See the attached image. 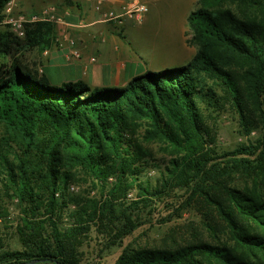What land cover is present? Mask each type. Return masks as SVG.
<instances>
[{
    "label": "trees",
    "instance_id": "trees-1",
    "mask_svg": "<svg viewBox=\"0 0 264 264\" xmlns=\"http://www.w3.org/2000/svg\"><path fill=\"white\" fill-rule=\"evenodd\" d=\"M10 1L0 0V23ZM187 26L196 48L187 64L94 88L28 62L54 47L50 22L26 24L23 38L0 31V264H81L91 227L115 246L176 190L187 195L182 208H210L227 239L125 249L114 264H264V0H198ZM227 107L246 142L219 153L204 111ZM146 143L172 155L157 186L141 179L160 170ZM79 174L99 200L67 191Z\"/></svg>",
    "mask_w": 264,
    "mask_h": 264
},
{
    "label": "rangeland",
    "instance_id": "rangeland-1",
    "mask_svg": "<svg viewBox=\"0 0 264 264\" xmlns=\"http://www.w3.org/2000/svg\"><path fill=\"white\" fill-rule=\"evenodd\" d=\"M72 1L75 3L73 6L79 7L85 3L83 0ZM133 1L136 0H123L124 7H127ZM138 1L143 2L144 0ZM146 1L144 4H146L148 11L140 21L128 18L134 21L135 24L136 30L131 37V48L136 59L141 63L142 69L140 70L156 72L165 68L187 64L196 52V48L188 44L190 31L187 26V17L191 11L198 7V0ZM16 4H19V6L21 4L20 7L23 10L20 8L15 11L14 6ZM64 6L65 0H13L10 11H3V19L37 14L47 7H54L62 16L61 9ZM124 13L125 9H122L121 12L115 14L124 15ZM125 18L127 17L124 15L123 21ZM6 29L9 30L8 26L1 23L0 31ZM37 54L32 52L26 56L30 60L32 57H36ZM48 74L52 75L55 81L65 80L59 72ZM87 83L91 88L105 86L100 80ZM204 115L205 124L214 138L219 153L231 151L236 146L246 142L245 137L241 134L235 115L228 107L219 113L204 111ZM256 137L257 133L251 135V139ZM145 145L150 148L153 157L158 160L160 170L156 168L147 170L141 179L149 182L151 186H157L160 172L164 170L165 164L171 159L172 155L160 143H146ZM80 175H78L76 182L67 187V191L72 195L99 200L101 198L99 188H94V185L86 177ZM236 182L238 186L247 185L243 179H237ZM71 188L74 189L71 190ZM174 193L176 194L165 197L160 202H155L150 208L142 210L141 219L144 224L115 246H106L110 242V238L101 227H91L90 233L80 249L82 252L81 264H114L125 249L177 247L199 240L213 243L227 239L224 224L215 217L210 208L192 204L182 208L181 205H183L187 195L182 190H176ZM128 195L126 201L137 199L136 190H132ZM176 195L178 196L176 197ZM15 204L16 200L9 203L10 216L14 220L18 215ZM61 223L65 227L71 224L70 214H64ZM205 223H209L214 228V236L204 226Z\"/></svg>",
    "mask_w": 264,
    "mask_h": 264
},
{
    "label": "crops",
    "instance_id": "crops-1",
    "mask_svg": "<svg viewBox=\"0 0 264 264\" xmlns=\"http://www.w3.org/2000/svg\"><path fill=\"white\" fill-rule=\"evenodd\" d=\"M83 1L85 3L80 7L64 6L61 14L66 24L53 25L55 38L66 33L76 40L81 59L67 63L64 60L65 46L58 48L54 45L47 53H38L28 62L35 63L39 73L44 72L51 79L52 75L48 73L59 72L64 81L82 80L90 83L100 80L105 86L126 85V79L142 69L131 48V37L136 30L134 21L125 18L121 25L103 21L104 13L121 12L123 0ZM20 6L16 4L14 10H19ZM90 59L95 61L90 63Z\"/></svg>",
    "mask_w": 264,
    "mask_h": 264
},
{
    "label": "built area",
    "instance_id": "built-area-1",
    "mask_svg": "<svg viewBox=\"0 0 264 264\" xmlns=\"http://www.w3.org/2000/svg\"><path fill=\"white\" fill-rule=\"evenodd\" d=\"M12 2L13 0H11L6 6V12L10 11ZM123 9H125L124 15L127 18L133 19L135 21H140L142 16L148 11L146 4L139 1H133ZM124 15L106 12L103 14V21L106 23L113 22L117 25H121L123 23ZM38 21H47L52 25L66 24L63 16H61L54 7H47L37 14H28V16L22 15L16 18H5L1 23L7 25L9 31L12 32L16 37L23 38L25 33V25ZM55 46L58 48L65 46L66 52L64 54V60L67 63H72L81 59V53L77 47L76 40L70 35L66 33L56 35ZM44 53H47V51ZM94 61V59H90V63H93ZM73 189L74 188H71V190ZM128 196L130 197L131 195L129 194Z\"/></svg>",
    "mask_w": 264,
    "mask_h": 264
}]
</instances>
